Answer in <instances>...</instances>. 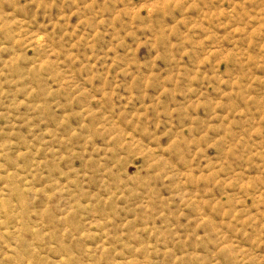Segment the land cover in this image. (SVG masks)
<instances>
[{
	"label": "rangeland",
	"instance_id": "obj_1",
	"mask_svg": "<svg viewBox=\"0 0 264 264\" xmlns=\"http://www.w3.org/2000/svg\"><path fill=\"white\" fill-rule=\"evenodd\" d=\"M0 264H264V0H0Z\"/></svg>",
	"mask_w": 264,
	"mask_h": 264
}]
</instances>
